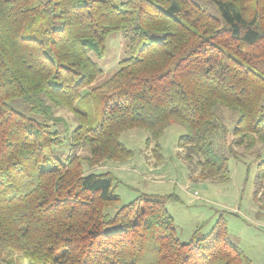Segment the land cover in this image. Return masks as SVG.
Wrapping results in <instances>:
<instances>
[{
    "label": "trees",
    "instance_id": "trees-1",
    "mask_svg": "<svg viewBox=\"0 0 264 264\" xmlns=\"http://www.w3.org/2000/svg\"><path fill=\"white\" fill-rule=\"evenodd\" d=\"M207 1L221 18L194 0H0V264L16 253L27 264H252L223 216L181 241L170 197L143 194L110 215L114 178L94 172L131 157L120 137L132 128L148 131L160 159L159 139L178 122L191 172L227 181L229 158L214 148L218 134L228 139L220 106L237 114L228 153L264 144V0ZM116 31L129 56L96 85L93 55L104 57ZM84 96L100 105L95 121L75 109ZM60 109L76 111L79 125ZM256 180L258 200L264 159Z\"/></svg>",
    "mask_w": 264,
    "mask_h": 264
},
{
    "label": "rangeland",
    "instance_id": "rangeland-1",
    "mask_svg": "<svg viewBox=\"0 0 264 264\" xmlns=\"http://www.w3.org/2000/svg\"><path fill=\"white\" fill-rule=\"evenodd\" d=\"M194 1L205 13L221 18L213 3L207 0ZM128 56L124 33H111L107 39L104 57L93 55L103 70L95 82L96 85L108 79L119 68V61ZM85 93L86 91L83 92L84 95ZM110 98L111 96H107L105 99ZM99 106L88 96H84L75 109L90 112L91 120L95 121L99 117ZM76 111H58V115L68 121L71 129L79 125ZM217 113L219 121L226 128L228 139L225 142L224 134H218L216 141L220 145L214 143V148L220 155L229 158L227 181L203 179L197 173L191 172L178 147V140L187 133V128L178 122H172L159 139L160 159H156L152 147L148 148L146 145L148 131L140 127L132 128L122 132L120 137L132 151L131 157L124 162L106 161L96 167L94 172L109 171L114 178V190L120 197V203L117 207L108 209L110 215L143 194L170 197L166 205L175 220L181 241L189 242L196 237L205 236L223 216L233 241L250 258L252 264H264V193L261 192L258 200L253 197L257 188L258 164L264 159V144H258L251 151L241 149L239 154L231 155L227 150L232 140L230 131L237 114L222 106L217 109ZM56 127L64 143V150L58 149V153L66 158L70 155L69 138L63 124ZM78 152L83 156L89 155L87 147L78 149ZM11 260L12 264H27L20 253H16Z\"/></svg>",
    "mask_w": 264,
    "mask_h": 264
}]
</instances>
